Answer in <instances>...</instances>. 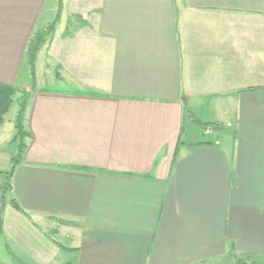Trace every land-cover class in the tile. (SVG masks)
<instances>
[{
	"label": "crops",
	"instance_id": "obj_1",
	"mask_svg": "<svg viewBox=\"0 0 264 264\" xmlns=\"http://www.w3.org/2000/svg\"><path fill=\"white\" fill-rule=\"evenodd\" d=\"M48 2L0 0V82L29 75ZM62 11L36 75L55 68L78 89L40 88L26 106L9 196L26 213L3 203L0 174L4 246L26 264L264 259V0H65Z\"/></svg>",
	"mask_w": 264,
	"mask_h": 264
},
{
	"label": "rangeland",
	"instance_id": "obj_2",
	"mask_svg": "<svg viewBox=\"0 0 264 264\" xmlns=\"http://www.w3.org/2000/svg\"><path fill=\"white\" fill-rule=\"evenodd\" d=\"M55 3H56V0H49V2H48L49 8L46 10L44 18L51 19L54 16L56 17L57 14H59L58 20L60 19V15L63 13L62 10H63L65 0H60L59 5L56 9V13L54 11H53L54 13H50L51 5L55 4ZM65 12H66V9H65ZM55 17L52 19L51 22H49L45 27H42L40 30L47 31V29L49 28V25L53 22ZM62 19H64V17ZM76 19H78V18H76ZM58 20H57V22H58ZM79 20L80 19H78L77 21L74 20V22L79 23ZM57 22L54 26V29H55V27H57ZM43 23H44V21H43ZM59 24L62 25L61 22ZM54 29L51 32L49 31V33L46 35V41L48 40L50 34L54 31ZM45 68H46L45 66L41 69H40V66L38 67V71H39L38 77L36 75L35 82L33 83V81H31L30 76L28 74L26 75L25 69H27V68H25V66H24L25 78L23 76L20 77L21 79H19V84H18L19 88H17L15 86L18 89V92L15 94V100L13 102V105H12L9 113L6 115L5 125L3 127V129H5V132H7V135L12 136L11 137L12 139L10 142H8L2 146L4 150H6L8 152H12L13 156H16L19 152V141H13V138H14V134H15V119L17 117L19 110H20V104L22 103V101L25 100L27 97L32 96L33 92L36 91L37 89H40V88H47L50 90H60V91H70V90H77L78 89L76 87H72L70 85H67L64 81L61 82L60 79L57 80L55 68H51V69H48V68L45 69ZM42 69H43V72L41 73ZM51 70L53 71V73L51 72ZM80 90H82V89H80ZM30 100H31V97L28 99V103ZM188 123H190V122L188 121ZM202 125L201 124L197 125L198 126L197 128L199 130H201L200 127ZM207 135L208 134H204L201 136L204 137ZM212 136H214V135H209V136H207L206 139H211V138H212V140L215 139ZM23 137L24 138L21 141L26 142L28 137L26 136V134L25 135L23 134ZM8 198L10 199L11 197L8 196ZM63 234H65V232H63ZM59 238L63 244H65V245L69 244L67 242L65 236H61ZM4 245H5V242H4L3 238L0 237V264H23L25 262V261H23V260H21L18 257L13 255V252L15 249V245L13 242L9 243L8 247H5ZM66 258H67V256L63 257V259H66ZM250 260L251 259H248V258H241V259L234 260V262H233V261H231V258L228 257V258H225L221 264H264V259L258 260L257 262L254 260L253 261H250ZM202 264H206V263H202Z\"/></svg>",
	"mask_w": 264,
	"mask_h": 264
},
{
	"label": "trees",
	"instance_id": "obj_3",
	"mask_svg": "<svg viewBox=\"0 0 264 264\" xmlns=\"http://www.w3.org/2000/svg\"><path fill=\"white\" fill-rule=\"evenodd\" d=\"M57 15L56 19L53 20V22L49 25V28L47 31L45 30H38L35 35L31 38L28 48H27V65H28V71L29 76L31 78V81L33 83L35 82L36 78V60L38 57V53L43 45V43L46 41V35L51 32L54 29V26L58 20ZM18 92V89L14 85L5 84L0 82V126L4 124L6 115L9 113L13 102L15 100V94ZM31 96L27 97L25 100L22 101L20 104V110L17 114V117L15 119V134L13 141H19V152L16 156L12 159V166L7 171L0 170V174H4L5 180L2 185V199L3 203L6 201V198L10 196V193L12 191V178H13V172L15 169V166L18 164V162L22 159L23 153L25 152V149L27 148V143L23 140V134L26 136H29V132L25 128L24 124V118H25V109L28 104V99ZM12 205L17 209L20 210L23 213H26L19 202L15 198L10 199ZM62 223L69 224L70 221L62 220ZM3 230V215H2V209L0 210V231ZM55 235V232H54ZM58 243V242H57ZM63 246V245H62ZM66 250H74L71 247L63 246ZM26 264V263H23Z\"/></svg>",
	"mask_w": 264,
	"mask_h": 264
}]
</instances>
